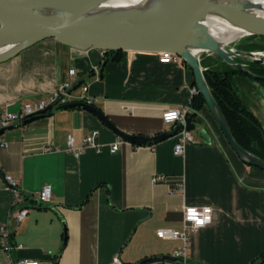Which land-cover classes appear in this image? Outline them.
Returning <instances> with one entry per match:
<instances>
[{"label":"crops","instance_id":"crops-1","mask_svg":"<svg viewBox=\"0 0 264 264\" xmlns=\"http://www.w3.org/2000/svg\"><path fill=\"white\" fill-rule=\"evenodd\" d=\"M119 55L105 59L100 48L77 49L53 37L34 42L0 62V115L68 79L74 67L72 91L88 84L93 105L117 128L146 136L161 132L162 110L192 97V69L184 61L161 62L159 52ZM232 80L264 128V82L243 73ZM193 122V139L180 155L173 153L175 135L134 144L82 106L53 108L24 126L12 123L0 135L6 142L0 147V225L14 201L5 174L35 202L27 201L24 217L12 220L13 245L8 251L0 245V264L20 257L53 264L63 239L56 264H109L114 256L135 264L169 255L181 240L158 237L156 231L179 228L189 204L212 208L211 220L189 234L191 264H264V258L258 262L264 251V170L236 154L207 105ZM94 129L99 149L86 146L79 156L66 149L69 132L80 146ZM201 129L208 141L199 136ZM47 144L58 148L43 151ZM156 175L168 180L153 183ZM179 177L183 188L171 192L170 183ZM43 185H50L51 198L39 204L34 195Z\"/></svg>","mask_w":264,"mask_h":264},{"label":"water","instance_id":"water-1","mask_svg":"<svg viewBox=\"0 0 264 264\" xmlns=\"http://www.w3.org/2000/svg\"><path fill=\"white\" fill-rule=\"evenodd\" d=\"M106 0H0V62L11 58L22 49L45 37H53L62 44L87 49L96 47L102 50H137V51H169L177 54L192 69L197 91L205 99L206 105L216 118L229 146L243 160L264 170V160L240 146L232 136L225 117L214 99L203 76L200 57L215 53L239 71L256 78L264 76L250 72L244 63L236 60V55L250 56L256 62L264 58L253 57L251 50H227L211 33L206 18L211 14L225 17L232 23L244 28L247 34H255L256 38L264 36V17L245 11L242 4L229 0H159L143 6L129 5L119 9H110L104 18H88L64 15L63 9L71 12L94 6ZM257 4H249L255 7ZM71 106H82L96 114L121 138L134 144H147L175 135L181 130L183 123L169 126L161 132L146 136L126 133L95 105L82 102H69L56 105L54 109ZM48 105L41 113L29 116L24 123L42 117ZM0 127V135L5 129ZM185 128L194 130L193 114L185 115ZM203 141H208L205 129L198 132ZM64 244V239L56 253L54 263ZM170 258L169 255L150 256L135 264ZM264 258V252L260 260Z\"/></svg>","mask_w":264,"mask_h":264},{"label":"built area","instance_id":"built-area-1","mask_svg":"<svg viewBox=\"0 0 264 264\" xmlns=\"http://www.w3.org/2000/svg\"><path fill=\"white\" fill-rule=\"evenodd\" d=\"M159 60L161 62H170V61H183L180 56L177 54L171 53L169 51H160ZM68 79L63 80L57 86L47 91L46 93L36 96L30 100L23 101L19 109L16 111L5 110L0 115V127L7 126L14 122H17L19 125L24 126V120L29 116H33L42 112L48 105L51 104V107L48 109H53L56 105L66 104L69 102H82L86 104H93L91 95L88 93V84L78 83L79 92L74 93L72 89L74 85L72 84L70 78L75 74V68L70 67L68 69ZM197 92V88L192 87V95ZM10 102H7V104ZM47 109V110H48ZM125 109H129V106H125ZM46 110V111H47ZM195 110L191 106L190 100L186 103L179 105L178 107H166L161 112V119L163 123V130L168 129L169 126L175 125L179 122L183 123V126L180 131H178L176 136V141L173 145V153L180 155L184 151V146L187 142L193 139L192 130H187L185 128V115L187 113H192ZM194 116V115H193ZM98 134L97 130H92L90 133L83 136L80 146L75 144L74 136L72 133L66 135V149L71 151L75 156H79L81 151L86 146H91L96 149H99V143L96 141V136ZM119 142L115 141L110 145V150L115 151L118 148ZM6 146V142L3 138L0 137V147ZM58 147L47 144L43 146V151L55 150ZM5 182L8 187L13 190L14 201L12 203L9 215L7 220H5L0 225V245L5 249L9 250L12 247L11 243V231H12V220L17 223L20 221L26 214L29 203H27L26 195L21 187H19L16 181L10 174L4 175ZM165 175H156L152 178V182H162L167 181ZM183 188V180L181 177L174 180L170 183L169 190L171 192L177 191ZM33 197V195H30ZM36 200L40 203L48 202L51 198V187L50 185H43L40 190L34 195ZM195 217V218H193ZM212 218V208L209 206H198V205H184L182 209V218L181 226L179 228H160L156 231V235L161 238H171L181 240V244L173 248L169 256L170 258H162L151 260L143 264H191L189 262V256L187 253L188 239L189 234L199 227H202ZM203 220L204 222L198 223V221ZM19 246V245H18ZM14 264H41L38 259L30 258H17L14 261ZM109 264H125L124 261L118 257L114 256Z\"/></svg>","mask_w":264,"mask_h":264},{"label":"trees","instance_id":"trees-1","mask_svg":"<svg viewBox=\"0 0 264 264\" xmlns=\"http://www.w3.org/2000/svg\"><path fill=\"white\" fill-rule=\"evenodd\" d=\"M256 36L255 34L249 35V40L239 45V49H264V43H260L257 39L255 40ZM261 38L264 39V36ZM120 52H122V49L103 50L105 59L108 58V55H111V59H118ZM235 58L237 61L244 63L250 72L264 76V61L256 62L253 59H245L240 56H236ZM200 64L203 67V76L225 117L232 136L240 146L264 160V128L256 115L243 103L237 87L232 80V76L234 73H243L259 82H264V79L256 78L246 72L239 71L215 53H208L201 56ZM190 102L195 110L193 112L194 116L203 105H206L203 95L198 91L193 93ZM50 111L51 109H48L44 115ZM245 162L250 164L247 161ZM25 200L35 202V199L30 195H26ZM262 253L259 255L258 262L261 261L260 256Z\"/></svg>","mask_w":264,"mask_h":264},{"label":"bare ground","instance_id":"bare-ground-1","mask_svg":"<svg viewBox=\"0 0 264 264\" xmlns=\"http://www.w3.org/2000/svg\"><path fill=\"white\" fill-rule=\"evenodd\" d=\"M159 0H106L105 2H101L91 7H87L81 10L73 11L63 9L62 11H58V13H63L64 15L69 16H77V17H88V18H98L105 17V9H119L124 6H143L147 4L156 3ZM227 2L229 0H217ZM237 3L242 4L245 11L253 13L257 16L264 17V0H232ZM256 3L255 7H250L249 4ZM205 23L208 25L211 33L218 39L221 44H226L232 40L237 39L243 35L248 33L247 30L238 26L235 23L230 22L225 17L217 14L209 15Z\"/></svg>","mask_w":264,"mask_h":264},{"label":"rangeland","instance_id":"rangeland-1","mask_svg":"<svg viewBox=\"0 0 264 264\" xmlns=\"http://www.w3.org/2000/svg\"><path fill=\"white\" fill-rule=\"evenodd\" d=\"M251 35V34H246V35H243L241 37H238L237 39L235 40H232L228 43H226L224 45V47L227 49V50H235V49H239V45L243 44V43H246L249 39H248V36ZM262 36H260L259 38H256L255 37V40L257 39V41H259L260 43H264V39L261 38ZM242 50V49H241ZM254 52V55L253 57H259V58H264V49H257V50H251ZM236 56H240L242 58H245V59H252L250 56H247V55H236ZM195 131V129L193 130V132Z\"/></svg>","mask_w":264,"mask_h":264},{"label":"snow or ice","instance_id":"snow-or-ice-1","mask_svg":"<svg viewBox=\"0 0 264 264\" xmlns=\"http://www.w3.org/2000/svg\"><path fill=\"white\" fill-rule=\"evenodd\" d=\"M193 218H195V217H193ZM203 222H204L203 220H201V221H198V223H201V224H202Z\"/></svg>","mask_w":264,"mask_h":264}]
</instances>
